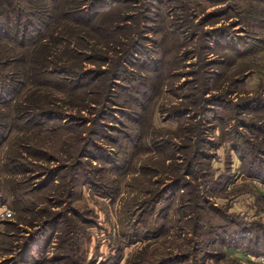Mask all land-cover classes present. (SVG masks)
<instances>
[{"label":"rangeland","instance_id":"rangeland-1","mask_svg":"<svg viewBox=\"0 0 264 264\" xmlns=\"http://www.w3.org/2000/svg\"><path fill=\"white\" fill-rule=\"evenodd\" d=\"M113 1L118 0L95 5ZM121 1L115 31L122 23L128 35L115 46H130L127 61L115 70V52L103 48L106 62L82 65L92 73L82 91H98L97 101L79 109L54 88L36 84L22 90L21 115L52 107L54 119L43 129L36 118L26 131L14 130L9 120L0 141V207L11 212L0 219V264L40 258L44 264H264L257 258L264 246L228 247L216 238L236 231L233 221L250 224L253 233L264 228V182L247 172L251 166L264 174V155L249 156L244 140L250 132L239 122L252 113L264 117V110L242 106L264 94V23L246 28L239 12L243 0ZM63 20L80 26L77 19ZM226 28L233 36H209ZM228 45L251 49L235 55ZM55 49L52 55H62L61 45L53 44ZM222 54L230 62L223 70L217 64ZM203 61L212 64L200 66ZM112 69L106 84L91 78ZM221 70L223 80L207 90L208 72ZM35 91L56 104L49 106ZM211 95L224 97L222 121L203 100ZM3 108L2 115L13 113Z\"/></svg>","mask_w":264,"mask_h":264},{"label":"trees","instance_id":"trees-1","mask_svg":"<svg viewBox=\"0 0 264 264\" xmlns=\"http://www.w3.org/2000/svg\"><path fill=\"white\" fill-rule=\"evenodd\" d=\"M209 1L214 3L222 0ZM95 2L96 0H0V108L4 107L3 109L5 110L10 109V111L7 110L9 113L13 112L8 114L10 115L9 118H7L8 115H2V113H0V141L6 139L5 132L10 130V125H8L9 120H11L10 123L13 125L14 130L18 128L16 130L26 131L28 123L31 121L34 123V119L36 118H39L40 122L34 124L44 126L43 129L46 128L45 126H47L48 122L54 119L55 109L52 107L46 109L41 108L36 112L31 110L27 115H21L20 98L22 96V90L27 86L32 87L36 84L37 86L45 85L49 88L61 91L70 96V101H68L69 104L80 109L81 106L86 107V105L88 106V104L94 102L93 100L97 101V99L101 97L98 91H94L93 95H87L88 92L84 91L86 80L92 73L82 67L83 63L92 62L93 64H101L102 62H106L107 59L100 55V51L103 50H106V53L110 50L115 52L114 57L116 59L110 62V64L114 62L115 70H117L116 65L122 67V63L127 61L130 55V50H128L130 46L126 45L127 48L123 47L121 50L116 49L115 46L117 44L121 45L120 39L122 36L128 35V31H126L127 26L122 23L118 27V30L121 31H115V29H117V19L120 18V12L117 13V9L118 7H122L120 5L123 4V2L121 0L113 1L100 8L96 7ZM242 2L245 4L244 6ZM242 2L239 12L242 16L241 19L243 24L247 26L246 28H250L251 31L261 28L259 21L261 20L264 23V11L260 10L257 12L255 3L264 8V0H243ZM114 13H116L115 16ZM63 18L68 21L77 19L76 21H80V26H77V24L74 27L72 25L70 26L69 22L63 20ZM179 18L180 21H184L185 18L186 23L189 25L188 27L192 26L185 16H180ZM166 19L169 20L167 16ZM106 20L107 24L104 23ZM64 22L68 25L64 24ZM182 26L186 25L182 24ZM168 27H171L170 29L174 31L172 26L169 25ZM188 27L183 28L187 29ZM115 32H119L117 34L120 38L114 37ZM217 32L226 36H233L228 28H226V30L215 29L210 32L211 34H209V36L212 38L216 36L212 34H217ZM181 34L184 35L183 32H181ZM193 36L196 37L197 34ZM184 38L186 39V37ZM256 39L255 37L254 40ZM261 41H263V39ZM88 43L91 44V49L88 51L92 53H90V55L85 54ZM53 44L62 46V55H52L57 52V49L51 50ZM226 48L235 55H243L251 49L248 48L245 49V51H238L231 48L229 45ZM210 50L211 49L208 47V51ZM28 53H30V55L32 54L30 58L25 56V54ZM185 56L187 57L188 54L186 53ZM221 57L223 61H218V66H220L222 70L229 68L230 62L228 55L222 54ZM209 62L203 61V64L200 66L204 64L211 65L212 62ZM114 69H112V71L107 70L103 73H98L91 78L97 81L101 77L102 83L106 84L108 76L111 75ZM222 70L221 72H208L207 77H209V79H205L206 81H204L208 84V87H206L207 90H212V85L215 86L221 79L223 80L225 71ZM227 83L233 84L234 80L230 82L227 81ZM83 88L84 90L82 91ZM35 92L42 97L44 96L43 99L49 106L56 104L57 100H48V96L44 95L43 91L41 93ZM77 92H80V95L85 97L83 101H80V95L76 94ZM262 94L263 93L256 94L255 97L243 102L242 106H245V108H254L252 109L253 112H257L259 109L264 110V94ZM76 96L78 97L76 101L72 100L75 99ZM194 98L201 99L198 95ZM223 98V96L211 95V98L203 99L204 102L208 101V104L213 106L212 110H210V112H212L211 116H215L218 121H222L219 117V106H221L219 105V101L224 100ZM14 102L16 104H14ZM247 105H249V107H247ZM238 106H240V103L236 104V108ZM256 118H258L259 121ZM254 119L258 122H255ZM239 122L242 128L247 127L250 132L249 139L251 140L249 141V139L246 138L244 140V143L247 144L246 150L249 156L251 157L254 153L264 155V147H262L264 145V138H260L262 135H259H264V117L259 116L257 113H252L250 119L242 118V121ZM237 137L241 138L240 135ZM253 139H256V141H252ZM257 141L261 143V146L256 144ZM236 148L238 150L239 146ZM255 159L254 156L250 158L251 161H249V164L254 165L253 163H256L254 161ZM241 160H246L245 155L241 157ZM249 168L247 172H249L250 176L259 178L264 182V174L257 171L254 173V171H251L253 168L251 166H249ZM179 172L180 169L178 170V173ZM178 182V179L174 180L175 184ZM18 203L21 204L20 200ZM20 204H17V206ZM233 224H237L239 228L233 231L231 235L229 232L227 233L226 230L221 233L222 236L219 233L216 234V238L220 239L222 245H228V247L234 245L239 247L241 245L247 246L249 242L253 246L256 245L259 248L264 246V228L261 227L259 233L257 231L253 233V228L250 224H242L239 221H233ZM28 246L29 245L26 243L22 245V249L27 254L30 253ZM44 247L45 245L41 249L38 248L39 251H37L43 253ZM30 250L33 251L34 247ZM183 262H185V260ZM44 263H46L45 259L40 258L37 260L35 259L34 264Z\"/></svg>","mask_w":264,"mask_h":264},{"label":"built area","instance_id":"built-area-1","mask_svg":"<svg viewBox=\"0 0 264 264\" xmlns=\"http://www.w3.org/2000/svg\"><path fill=\"white\" fill-rule=\"evenodd\" d=\"M9 217H11V212H10V210L3 208V209L0 211V219H1V220H4V219H7V218H9ZM249 257H250V258H255V259H256V257H254V256H249ZM257 258H259V260H261V261L264 263V256H258Z\"/></svg>","mask_w":264,"mask_h":264},{"label":"crops","instance_id":"crops-1","mask_svg":"<svg viewBox=\"0 0 264 264\" xmlns=\"http://www.w3.org/2000/svg\"><path fill=\"white\" fill-rule=\"evenodd\" d=\"M3 208H1L0 207V211L2 210ZM40 242V241H39ZM38 244H37V242L34 244V248H35V246H37Z\"/></svg>","mask_w":264,"mask_h":264}]
</instances>
